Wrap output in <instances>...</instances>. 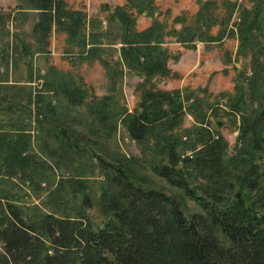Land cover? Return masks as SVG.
Returning <instances> with one entry per match:
<instances>
[{"label":"trees","instance_id":"obj_1","mask_svg":"<svg viewBox=\"0 0 264 264\" xmlns=\"http://www.w3.org/2000/svg\"><path fill=\"white\" fill-rule=\"evenodd\" d=\"M26 1L38 18L32 42L17 38L16 57L46 52L52 31L64 33L66 52L99 58L109 77L122 73L120 64L140 76L165 73L168 54L161 44L167 37L194 48L195 40L213 39L214 22L226 32L237 6L225 0L220 21L202 11L194 24L167 31L155 17L152 0H127V7L113 12L122 32L119 59L112 63L99 56L105 33L95 20L87 21L86 12L69 9L65 0ZM129 8L152 17L151 24L136 30ZM259 8L243 7L238 15L239 52L249 51L250 62L249 73L236 74L223 111L238 121L231 150L220 133L209 129L208 115H216L220 103L195 97L192 90L181 95L148 89L128 112L112 95L84 102L85 93L68 74L53 79L52 69L41 77L30 73L33 80L43 77L26 98L34 112L11 99L5 109H20L16 118L0 117V264H264V41L253 39L254 31L264 34ZM61 98L69 111L86 107L90 119H79L89 134L114 130L122 122L141 150L134 161L145 160L201 212L186 213L176 196L138 183L126 162L100 156L95 162L77 135L49 119L47 114L57 109L53 101ZM188 113L193 125L179 129Z\"/></svg>","mask_w":264,"mask_h":264},{"label":"rangeland","instance_id":"obj_2","mask_svg":"<svg viewBox=\"0 0 264 264\" xmlns=\"http://www.w3.org/2000/svg\"><path fill=\"white\" fill-rule=\"evenodd\" d=\"M67 7L73 10L86 12L87 21L95 20L98 30L105 35L100 37V46L104 52L99 55L110 62L119 59L120 35L122 26L117 17L113 14L116 7H127V0H65ZM225 0H152L155 17L164 23L166 30H179L184 24H194L199 12L211 14L220 21L225 8ZM237 6L232 17L227 22L226 32H222L220 24L215 23L210 27L212 40H195L194 48H186L180 45L175 36L167 37L161 44L168 54L165 61V73H153L149 76H140L120 64L122 73L109 77L106 69L99 61V58H79L75 52L68 53V44L65 41L64 33L52 31L46 52H35L30 57H16L13 46L19 50L20 43L17 38L25 42L33 41L32 28L38 18L36 9H29L26 0H0V117L4 120L16 118L17 107L11 110L5 106L14 99L19 107H25V112L33 110V104L26 102L28 93H34L42 84V78L32 79L38 74L40 77L50 72L53 79L62 74H68L75 85L79 86L85 93V101L98 100L104 96L112 95L118 102L133 112L140 101L141 95L148 89L174 91L179 90L180 94L185 91L195 93V97L208 100V102H219L220 107L216 115H208L211 124L209 129L216 136L220 133L228 142L229 150L234 146L238 132V121L232 116L225 115L223 111L228 110V94L234 92V78L240 70L249 73L250 53L239 52V12L243 9L252 10L258 4L259 15H262V32L264 33V0L257 3L255 0H227ZM210 2L209 7L204 4ZM21 8H28L23 9ZM132 13L136 30H142L149 26L152 17L147 14L136 13L134 8H129ZM15 14H20L19 16ZM22 14H25L23 17ZM257 36L258 34L254 31ZM88 35V33L86 32ZM254 36L256 41H264V34ZM7 52V61L3 60ZM29 60L32 62V71L29 69ZM223 70L226 72L223 73ZM52 99V97H51ZM54 100V98H53ZM193 99H190V101ZM24 104V105H23ZM56 111L45 112L54 122L72 131L79 138L81 143L86 144L93 152V159L96 162L100 156L108 162H126L133 170L136 181L142 185H150L162 190L166 194L176 196L182 204L186 213L201 212V209L193 201L182 195L181 191L169 185L162 177L152 172L144 160L135 162L142 157L139 144L130 138L125 125L117 122L114 130H101L89 134L87 126L79 118L86 117L87 109L84 105L77 106L78 112L69 111L65 106V100L53 101ZM185 108V106H184ZM183 108V109H184ZM185 110V109H184ZM34 112V110H33ZM29 117H27V120ZM30 120V119H29ZM194 120L188 113L182 118L180 128L192 126ZM32 140H36L37 133L31 130ZM54 148L55 145H51ZM48 152H52L50 148ZM65 160L67 156L63 155ZM72 158V157H70ZM102 174L97 171V177ZM34 202H38L34 200ZM95 221L100 220L97 210L90 211Z\"/></svg>","mask_w":264,"mask_h":264},{"label":"crops","instance_id":"obj_3","mask_svg":"<svg viewBox=\"0 0 264 264\" xmlns=\"http://www.w3.org/2000/svg\"><path fill=\"white\" fill-rule=\"evenodd\" d=\"M15 15L19 16L20 14H15ZM22 15H23V17H25V14H22Z\"/></svg>","mask_w":264,"mask_h":264},{"label":"water","instance_id":"obj_4","mask_svg":"<svg viewBox=\"0 0 264 264\" xmlns=\"http://www.w3.org/2000/svg\"><path fill=\"white\" fill-rule=\"evenodd\" d=\"M236 196L239 197L240 196L239 193H237Z\"/></svg>","mask_w":264,"mask_h":264}]
</instances>
